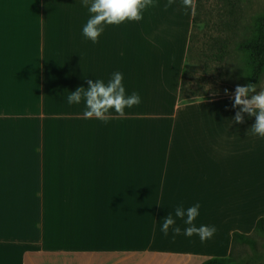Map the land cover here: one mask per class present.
<instances>
[{"label":"crops","instance_id":"obj_1","mask_svg":"<svg viewBox=\"0 0 264 264\" xmlns=\"http://www.w3.org/2000/svg\"><path fill=\"white\" fill-rule=\"evenodd\" d=\"M155 4L92 43L82 0H0V264H201L264 217L255 117L233 122L234 91L180 101L193 16ZM117 71L142 98L124 116L67 103ZM196 203L194 224L218 229L205 242L175 217Z\"/></svg>","mask_w":264,"mask_h":264},{"label":"clouds","instance_id":"obj_2","mask_svg":"<svg viewBox=\"0 0 264 264\" xmlns=\"http://www.w3.org/2000/svg\"><path fill=\"white\" fill-rule=\"evenodd\" d=\"M175 0H167L165 10L171 7ZM84 6L88 8L90 18L84 25L82 32L86 39L92 43H98L100 36L104 33L106 26L121 25L125 22H139L144 19V12L151 7L157 6L155 0H82ZM185 8V14L194 17L197 14V0H181ZM201 29L204 25H200ZM124 76L121 72H114L111 78L105 82L97 79L95 82L88 80V87H78L70 92L66 97L68 104H85L83 116L85 119H98L105 123L109 122L113 116V110L119 116L125 115V110L138 106L142 98L138 92L127 94L124 86ZM227 92V90H225ZM250 97V98H249ZM234 108H239L233 122L243 123L244 114L255 117V123L248 130V135H258L264 137V87L258 84H248L247 86L237 85L234 94ZM201 205L196 203L187 209L183 205L175 209V217L184 219L186 225L183 234L188 237L198 235L202 242L211 239L217 232L215 226H196L194 221L200 215ZM172 229L173 238L181 234V228L176 226V219L169 214L162 221L161 231L168 236Z\"/></svg>","mask_w":264,"mask_h":264},{"label":"rangeland","instance_id":"obj_3","mask_svg":"<svg viewBox=\"0 0 264 264\" xmlns=\"http://www.w3.org/2000/svg\"><path fill=\"white\" fill-rule=\"evenodd\" d=\"M233 2V3H232ZM237 11L238 24L230 31H241L232 37L228 54L225 58H219L210 50L209 44L212 36L219 34L224 29L226 21H231L232 13ZM264 12V0H205L203 20L199 23L198 31L194 37L190 57L185 68L186 78L195 86H201L209 91V96H221L227 91L235 92L237 85L249 84V64L246 53L239 51L236 45L246 38L254 28V22L258 15ZM204 28L201 29L200 25ZM227 30V29H225ZM229 31V30H228ZM253 237L257 240L258 250L254 251L250 246H239L236 256L249 257L250 264H264V236L255 232ZM258 259L253 260L252 255ZM251 255V257H250Z\"/></svg>","mask_w":264,"mask_h":264},{"label":"trees","instance_id":"obj_4","mask_svg":"<svg viewBox=\"0 0 264 264\" xmlns=\"http://www.w3.org/2000/svg\"><path fill=\"white\" fill-rule=\"evenodd\" d=\"M224 3L227 0H222ZM233 3V2H232ZM204 6L205 0H197V14L193 17V28L190 37L189 44V53L187 57V61L190 57V53L192 50V44L194 41V37L199 28V23L203 20L204 14ZM234 6L232 9L228 10L224 7L223 12L226 13L230 11L233 15L231 16V21L228 20L225 23L224 29L219 31V34L211 37V41L209 44L210 50L213 51L219 58H225L228 54L229 44L232 40V37L239 34L241 31H230L236 27L239 22V18L237 15V11H234ZM227 29V30H225ZM229 30V31H228ZM236 48L239 51H242L248 56V64H249V84H258L259 88L263 86L264 83V12L258 15L254 22V28L248 34V36L241 41H239L236 45ZM231 93V91H227L224 94ZM210 92L205 91L202 87L193 86L189 80L186 78V73L183 75L181 90H180V101L191 102L197 99H205L211 98L213 96H209ZM215 97V96H214ZM255 232H260L264 236V217H260L257 220L255 229L251 234H245L239 231H235L233 233V247L229 256L227 257H213L203 261L201 264H250L249 257L236 256V249L239 246H250L252 250H258L257 240L253 237ZM258 255H252L253 260H257L256 257ZM251 257V255H250Z\"/></svg>","mask_w":264,"mask_h":264}]
</instances>
